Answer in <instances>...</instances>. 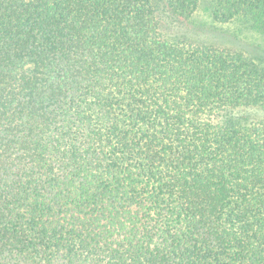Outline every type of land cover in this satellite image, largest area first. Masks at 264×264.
<instances>
[{
  "label": "trees",
  "instance_id": "obj_1",
  "mask_svg": "<svg viewBox=\"0 0 264 264\" xmlns=\"http://www.w3.org/2000/svg\"><path fill=\"white\" fill-rule=\"evenodd\" d=\"M264 0H0V264H264V64L203 40Z\"/></svg>",
  "mask_w": 264,
  "mask_h": 264
},
{
  "label": "rangeland",
  "instance_id": "obj_2",
  "mask_svg": "<svg viewBox=\"0 0 264 264\" xmlns=\"http://www.w3.org/2000/svg\"><path fill=\"white\" fill-rule=\"evenodd\" d=\"M200 29H177L162 26L164 35L170 39L186 38L189 41L203 40L232 50L243 52L260 64H264V32L258 31L238 21L216 22L209 13L206 1L200 2L193 12ZM232 113L242 122L264 121V110L257 106L239 107Z\"/></svg>",
  "mask_w": 264,
  "mask_h": 264
}]
</instances>
